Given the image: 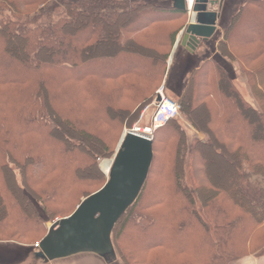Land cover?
Listing matches in <instances>:
<instances>
[{"label": "trees", "instance_id": "1", "mask_svg": "<svg viewBox=\"0 0 264 264\" xmlns=\"http://www.w3.org/2000/svg\"><path fill=\"white\" fill-rule=\"evenodd\" d=\"M51 3L0 0V242H42L47 222L106 185L100 162L155 100L188 26L185 11L144 0ZM218 52L256 106L219 62L191 73L112 233L123 264L264 260V0L240 9Z\"/></svg>", "mask_w": 264, "mask_h": 264}, {"label": "water", "instance_id": "2", "mask_svg": "<svg viewBox=\"0 0 264 264\" xmlns=\"http://www.w3.org/2000/svg\"><path fill=\"white\" fill-rule=\"evenodd\" d=\"M220 0H196L194 19L187 26L182 46L192 51L203 32H215L218 14L210 10ZM177 10L187 11L186 0H172ZM179 39L175 48L177 49ZM175 51L171 56V60ZM154 161L153 141L136 132L125 133L108 172L106 185L85 199L75 212L60 220L40 242V257L53 262L83 254L115 258L112 233L128 209L137 201Z\"/></svg>", "mask_w": 264, "mask_h": 264}, {"label": "rangeland", "instance_id": "3", "mask_svg": "<svg viewBox=\"0 0 264 264\" xmlns=\"http://www.w3.org/2000/svg\"><path fill=\"white\" fill-rule=\"evenodd\" d=\"M144 1L151 2L156 5H162V6H171L172 4L171 0H144ZM248 1L249 0H221L220 5H219V15L217 17L218 24L215 29V32H213V35L208 36V34H210L211 32H203L205 37H202L201 39H199L200 44L195 49L194 53L189 52L184 46L182 47L180 46L177 51L175 49L176 51L175 57L171 61V56H170V59L168 62V67L170 69L169 77H167L166 81H164L162 83V86H160L161 88L165 87V95L169 100L178 102L179 98L182 96L187 86L191 73L194 70L201 68L203 63L211 59V60H215L219 62L227 70L228 74L230 75L231 79L233 80L234 84L236 85V87L238 88L242 96L245 98V100H247L254 107L256 106V103L251 95V92L249 90V87L246 83L245 78L241 76L238 72H236L234 70L236 69V67L233 66L228 61H226L224 58H222L218 52V45L223 40L225 32L231 25L233 18L237 15L240 9L244 5H246ZM54 2L59 3L61 2V0H52V3ZM216 6L217 5H215L213 8H215ZM185 23L186 25L190 24V18L188 14H187V19ZM185 28L186 27H184L179 33V35L177 36L176 43L179 40L178 38L182 36V34L185 32ZM173 52H174V49L171 55L173 54ZM160 87L158 88L157 92L161 89ZM153 104H154V101L150 105H147L142 110L139 120L133 126V128L131 129L126 128L123 130L122 135L120 136V140L118 141L115 154L110 159L102 160L100 162V168L106 175L107 179H108V172L105 168L104 163L111 162L114 159L117 153L118 147L120 145V142L122 140V137L127 131L133 130L134 128L144 129L145 127L151 125V118L156 109L155 106H153ZM183 125L184 127H186L189 137L198 136L202 138V135L194 132L190 128V126H188L186 122H184ZM61 219L62 218H57L52 222H47L45 224V228L49 231L50 227L54 225V223H57L58 221H60ZM1 243H3L4 245L7 243H10L11 246H13L11 248L5 247L8 245L0 246V249L5 248L7 250L6 254L10 255L11 259L17 258L23 261H27L24 264H36L35 261L34 262L32 261L33 259L32 256L36 255V251L38 249L39 243H32V244H26V245L15 243V242H1ZM116 260H117L116 264H123L121 260L119 259V257L116 258Z\"/></svg>", "mask_w": 264, "mask_h": 264}, {"label": "crops", "instance_id": "4", "mask_svg": "<svg viewBox=\"0 0 264 264\" xmlns=\"http://www.w3.org/2000/svg\"><path fill=\"white\" fill-rule=\"evenodd\" d=\"M221 2V0H220ZM219 4L215 7V8H210V10L215 11L218 13L219 15ZM172 6V4H171ZM220 19V17H219ZM218 19V20H219ZM218 22L216 23L215 27H217ZM185 34V32L182 34V36H180L178 39L181 40V38L183 37V35ZM175 47H174V51H175ZM186 49L189 52L194 53V51L190 50L189 48L186 47ZM178 50V47L176 49V51ZM175 51V53H176ZM8 245V246H5ZM3 244L0 242V246H5L6 248H11L13 246H11L10 243L7 244ZM7 250L5 248L0 249V264H24L27 261H23L20 259H15L10 257V255L6 254ZM32 261L36 262V264H116V258H100L96 255H92V254H83V255H78V256H74L68 259H62V260H57V261H53V262H49L46 261L40 257H37L36 255L32 256ZM234 264H264V260L263 259H258V258H254V257H250V258H246L242 261L239 262H235Z\"/></svg>", "mask_w": 264, "mask_h": 264}, {"label": "built area", "instance_id": "5", "mask_svg": "<svg viewBox=\"0 0 264 264\" xmlns=\"http://www.w3.org/2000/svg\"><path fill=\"white\" fill-rule=\"evenodd\" d=\"M157 94V101L154 103L156 109L151 118V125L144 129L134 128L133 130L149 140L153 139L155 132L159 128L166 125L168 121L179 116L181 110L179 103L169 100L165 96L163 89L159 90Z\"/></svg>", "mask_w": 264, "mask_h": 264}, {"label": "bare ground", "instance_id": "6", "mask_svg": "<svg viewBox=\"0 0 264 264\" xmlns=\"http://www.w3.org/2000/svg\"><path fill=\"white\" fill-rule=\"evenodd\" d=\"M195 2H196V0H191V2H190V0H188V6H189V8L193 7L194 4H195ZM104 164H105V168H106L107 172H109V170L111 168V162H106Z\"/></svg>", "mask_w": 264, "mask_h": 264}, {"label": "snow or ice", "instance_id": "7", "mask_svg": "<svg viewBox=\"0 0 264 264\" xmlns=\"http://www.w3.org/2000/svg\"><path fill=\"white\" fill-rule=\"evenodd\" d=\"M190 2H191V0H190Z\"/></svg>", "mask_w": 264, "mask_h": 264}]
</instances>
